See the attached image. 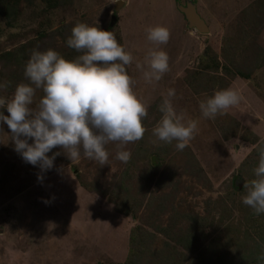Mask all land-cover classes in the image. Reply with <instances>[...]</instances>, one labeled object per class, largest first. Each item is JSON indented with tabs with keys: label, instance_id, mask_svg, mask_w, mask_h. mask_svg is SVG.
Instances as JSON below:
<instances>
[{
	"label": "rangeland",
	"instance_id": "1",
	"mask_svg": "<svg viewBox=\"0 0 264 264\" xmlns=\"http://www.w3.org/2000/svg\"><path fill=\"white\" fill-rule=\"evenodd\" d=\"M117 1L0 0V84H7L0 98L28 83L24 69L34 49L51 48L68 60L80 55L67 39L85 22L113 32L131 53L126 70L148 108L143 139L126 146L127 163L116 159L115 143L106 146L103 166L82 153L71 161L57 146L48 155H60L42 182L39 166L24 162L0 122V264H123L129 257L135 264H264L257 259L264 214L242 200L264 141V0H177L192 4L207 32L189 26L173 0H122L120 7ZM156 25L169 29L167 44L147 39L146 28ZM207 47L216 70L204 66L212 61L203 57ZM150 49L169 56V70L152 83L143 77ZM210 84L213 90L203 93ZM223 86L237 91L240 102L204 118L200 101ZM169 88L177 113L198 121L183 151L175 141L153 143ZM42 96L38 89L34 102Z\"/></svg>",
	"mask_w": 264,
	"mask_h": 264
},
{
	"label": "clouds",
	"instance_id": "2",
	"mask_svg": "<svg viewBox=\"0 0 264 264\" xmlns=\"http://www.w3.org/2000/svg\"><path fill=\"white\" fill-rule=\"evenodd\" d=\"M147 39L156 45L167 44L170 31L162 25L146 28ZM67 45L81 53L73 60L64 58L53 49H34L27 61L24 76L28 83H20L10 99L0 98V122L6 123L11 132L14 150L25 163L39 166L38 179L54 167L59 152L48 155L60 146L71 161L83 157L108 164L109 143L117 145L116 159L127 163L131 152L126 146L143 139L146 128L144 119L148 108L134 92V80L126 68L133 57L118 42L111 31L78 22L71 30ZM147 70L146 82L159 81L169 70V56L163 49H150L144 57ZM138 68L142 65L137 64ZM7 84H0L6 88ZM43 96L34 102L37 90ZM176 95L169 88L163 95L158 111L161 118L152 128L157 141L172 144L183 151L198 131V121L185 119L177 113L172 98ZM233 88L216 90L199 103L204 118L215 119L240 102ZM35 104V107L32 105ZM23 137V138H22ZM34 138L33 143L29 140ZM258 166L253 169L255 179L244 183L246 194L242 200L255 215L264 214V141L257 147ZM46 204L49 201H44ZM257 259L264 262V250Z\"/></svg>",
	"mask_w": 264,
	"mask_h": 264
},
{
	"label": "trees",
	"instance_id": "3",
	"mask_svg": "<svg viewBox=\"0 0 264 264\" xmlns=\"http://www.w3.org/2000/svg\"><path fill=\"white\" fill-rule=\"evenodd\" d=\"M210 51V49L207 47V50H206V52L204 51V54H203V57H205V58H209L210 60H212L211 62H209V63H206V61L204 60L203 62H205V67H212L213 69H218L219 68V62H218V59H217V57H216V55L215 54H213V56L212 57H210V55H208V52ZM228 69V68H227ZM226 69V70H227ZM200 72H202V71H200ZM196 74H199L198 72L196 73ZM225 74H227V73H225ZM237 74H239L238 72L236 73H231V74H229L231 77H233V76H235V75H237ZM200 76V75H199ZM230 77V78H231ZM243 77H245V78H247L246 76H244L243 75ZM208 81H210L212 84H215L216 82L215 81H213L212 79H208ZM207 84V83H206ZM212 84H210L209 86H207V85H205V86H203V88H202V91H203V93L205 92V91H207V90H209V92L208 93H210L212 90H213V87L215 86V85H212ZM228 84V81H226L225 82V84H224V86H226ZM224 86L221 88V89H223L224 88ZM199 92V91H198ZM259 145H261V142H260V144ZM159 175H161V176H163L164 174L162 173H160ZM157 180H158V177H157ZM80 184L82 185V186H84L85 187V184L80 180ZM124 186V185H123ZM123 186H121L119 189H123L124 187ZM122 193H124V192H122ZM123 264H135V261H134V259H131V257H129V258H127V260L123 263Z\"/></svg>",
	"mask_w": 264,
	"mask_h": 264
},
{
	"label": "water",
	"instance_id": "4",
	"mask_svg": "<svg viewBox=\"0 0 264 264\" xmlns=\"http://www.w3.org/2000/svg\"><path fill=\"white\" fill-rule=\"evenodd\" d=\"M117 5H122V1H117ZM192 4L189 2L186 6H179L183 13H186V16L189 21V26L196 27L197 30L202 32H207L208 27L204 23V20L198 15L196 9L194 7H191ZM115 18H113V21Z\"/></svg>",
	"mask_w": 264,
	"mask_h": 264
},
{
	"label": "crops",
	"instance_id": "5",
	"mask_svg": "<svg viewBox=\"0 0 264 264\" xmlns=\"http://www.w3.org/2000/svg\"><path fill=\"white\" fill-rule=\"evenodd\" d=\"M122 1V0H121ZM124 2L122 1V4H123ZM186 3V2H185ZM188 3V2H187ZM187 3L185 4V5H182V4H180V5H178V3H177V0H173V4L176 6V12L178 13V15H182V10L180 9V7L179 6H186L187 5ZM190 3V2H189Z\"/></svg>",
	"mask_w": 264,
	"mask_h": 264
}]
</instances>
